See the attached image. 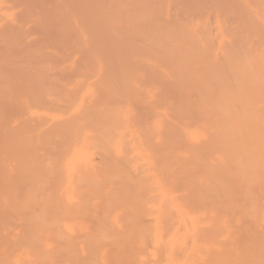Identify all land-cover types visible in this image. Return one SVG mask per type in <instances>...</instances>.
<instances>
[{"label": "bare ground", "instance_id": "obj_1", "mask_svg": "<svg viewBox=\"0 0 264 264\" xmlns=\"http://www.w3.org/2000/svg\"><path fill=\"white\" fill-rule=\"evenodd\" d=\"M0 264H264V0H0Z\"/></svg>", "mask_w": 264, "mask_h": 264}]
</instances>
